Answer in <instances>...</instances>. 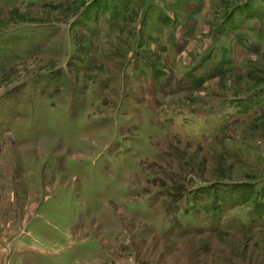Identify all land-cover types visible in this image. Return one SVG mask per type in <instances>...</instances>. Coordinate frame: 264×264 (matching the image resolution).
I'll use <instances>...</instances> for the list:
<instances>
[{
  "label": "rangeland",
  "instance_id": "rangeland-1",
  "mask_svg": "<svg viewBox=\"0 0 264 264\" xmlns=\"http://www.w3.org/2000/svg\"><path fill=\"white\" fill-rule=\"evenodd\" d=\"M0 264H264V0H0Z\"/></svg>",
  "mask_w": 264,
  "mask_h": 264
}]
</instances>
